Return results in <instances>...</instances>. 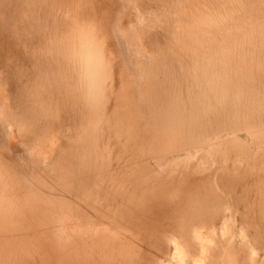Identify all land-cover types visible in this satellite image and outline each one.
<instances>
[{
	"label": "bare ground",
	"instance_id": "bare-ground-1",
	"mask_svg": "<svg viewBox=\"0 0 264 264\" xmlns=\"http://www.w3.org/2000/svg\"><path fill=\"white\" fill-rule=\"evenodd\" d=\"M0 264H264V0H0Z\"/></svg>",
	"mask_w": 264,
	"mask_h": 264
}]
</instances>
